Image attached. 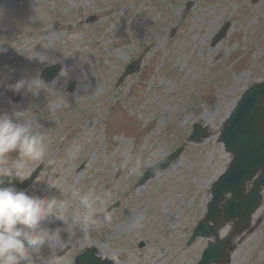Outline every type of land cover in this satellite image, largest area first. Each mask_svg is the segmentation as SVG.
Masks as SVG:
<instances>
[{"label": "rangeland", "instance_id": "374dc122", "mask_svg": "<svg viewBox=\"0 0 264 264\" xmlns=\"http://www.w3.org/2000/svg\"><path fill=\"white\" fill-rule=\"evenodd\" d=\"M0 47V111L30 109L46 131L45 157L32 165L42 170L24 191L59 196L46 184L59 181L62 191L94 188L105 207L119 202L110 223L69 235L64 264L90 245L114 264H195L207 240H186L231 158L218 141L222 123L264 79V0H0ZM139 56L140 71L118 83ZM55 63L52 91L7 87ZM194 125L208 136L136 186ZM137 157L148 162L132 170ZM251 223L228 264H264V190Z\"/></svg>", "mask_w": 264, "mask_h": 264}, {"label": "clouds", "instance_id": "9594fccd", "mask_svg": "<svg viewBox=\"0 0 264 264\" xmlns=\"http://www.w3.org/2000/svg\"><path fill=\"white\" fill-rule=\"evenodd\" d=\"M5 54L7 49L0 47V55ZM7 87L16 94L52 91L38 76ZM46 147V131L30 109L0 111V264H64L70 234L90 235L111 221L109 208L94 188L62 191L59 181H49V191L56 189L60 195L45 196L15 187L32 176V165L44 159ZM147 162L135 158L132 170Z\"/></svg>", "mask_w": 264, "mask_h": 264}, {"label": "water", "instance_id": "95a60500", "mask_svg": "<svg viewBox=\"0 0 264 264\" xmlns=\"http://www.w3.org/2000/svg\"><path fill=\"white\" fill-rule=\"evenodd\" d=\"M227 28L228 25L225 23L215 34L214 41H217ZM139 65L140 59L128 64L122 78L138 71ZM59 70V65L49 66L42 71L43 77L45 80H50ZM201 134V130L196 127L187 141H196ZM219 140L224 144L225 151L231 153L233 157L226 171L213 183L212 197L207 205V211L187 241V244H190L197 237L214 238V241L208 242L196 264L226 263L235 247L231 236L239 235L249 227L251 214L260 205V190L264 186V80L252 84L241 94L235 108L224 122ZM182 148L183 145L165 157L163 161L148 167L137 185L144 183L149 177L166 168L180 154ZM40 168L41 166L37 167L32 176L21 183L19 188L26 187L36 177ZM154 168L157 169L155 173ZM258 170H261L260 176L245 195L244 183L251 180ZM226 193H230L231 196L225 202L224 213L221 217L219 204ZM235 218L237 221H235L232 233L219 239L220 228ZM95 253L94 247L85 249L75 257L74 264H113L112 260L101 259Z\"/></svg>", "mask_w": 264, "mask_h": 264}]
</instances>
